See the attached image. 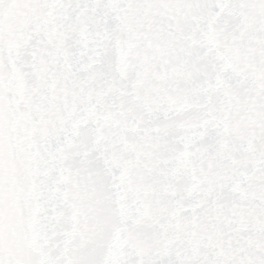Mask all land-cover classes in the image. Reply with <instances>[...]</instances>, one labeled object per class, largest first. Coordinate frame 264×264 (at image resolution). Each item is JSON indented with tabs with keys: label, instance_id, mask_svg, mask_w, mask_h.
Returning <instances> with one entry per match:
<instances>
[{
	"label": "snow or ice",
	"instance_id": "6c2138e0",
	"mask_svg": "<svg viewBox=\"0 0 264 264\" xmlns=\"http://www.w3.org/2000/svg\"><path fill=\"white\" fill-rule=\"evenodd\" d=\"M0 264H264V0H0Z\"/></svg>",
	"mask_w": 264,
	"mask_h": 264
}]
</instances>
